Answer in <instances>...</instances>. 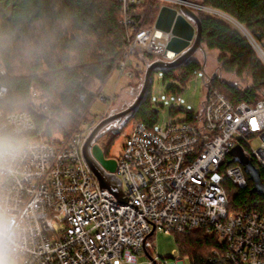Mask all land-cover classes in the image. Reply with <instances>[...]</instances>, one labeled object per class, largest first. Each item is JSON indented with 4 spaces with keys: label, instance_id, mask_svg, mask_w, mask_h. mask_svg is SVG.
<instances>
[{
    "label": "built area",
    "instance_id": "obj_1",
    "mask_svg": "<svg viewBox=\"0 0 264 264\" xmlns=\"http://www.w3.org/2000/svg\"><path fill=\"white\" fill-rule=\"evenodd\" d=\"M127 1L140 0H124L123 23L133 33L122 47L116 69L119 77L132 78L143 69L137 52L165 61L178 55L167 49L171 32L154 24L135 29ZM165 1L177 9L182 3ZM232 22L264 63V49L242 24ZM6 75L0 62V102L9 92L3 81ZM205 85L201 108L190 117L160 128L141 121L119 128L124 132L122 151L119 157L107 156L117 164L114 172H106L121 188L120 196L100 185L84 157V144L97 123L81 130L82 118L68 137L44 135L37 132L29 111L4 112L0 107V116L22 114L29 119L36 144L15 176L4 183L25 228L26 264H134L142 253L151 257L157 232L195 230L217 236L218 264H264V213L230 209L227 191L229 182L248 186L244 167L230 162L235 146L264 168V90L257 100L233 102L211 88L208 77ZM114 99L115 95L110 104ZM102 100L108 102L105 96ZM34 104L51 116L45 101ZM149 264H156L155 258Z\"/></svg>",
    "mask_w": 264,
    "mask_h": 264
},
{
    "label": "trees",
    "instance_id": "obj_2",
    "mask_svg": "<svg viewBox=\"0 0 264 264\" xmlns=\"http://www.w3.org/2000/svg\"><path fill=\"white\" fill-rule=\"evenodd\" d=\"M205 7L220 11L237 20L264 49V0H202ZM124 0H0V62L7 69L3 79L9 92L0 107L4 112L29 111L37 132L65 137L87 117L90 105L98 97L91 89L95 80L105 81L117 68L122 47L132 35L129 25L123 23ZM128 14L135 29L150 28L161 7L157 0H142L139 4L127 1ZM202 22V44L206 49L218 50V62L225 73L236 77L250 75V84L243 88L219 75L207 76L211 88H216L233 102L257 100L264 90V63L242 30L232 21L214 12L198 10ZM46 39L42 50L30 56L19 54V45L25 39ZM138 59L153 61L151 54L139 52ZM204 64L192 57L186 63L165 69V81H175L168 91L181 96L188 82ZM145 68V67H144ZM144 68L136 74L143 75ZM206 80V78H205ZM153 83V82H152ZM149 93L138 110L119 128L132 122H144L154 128L158 121ZM46 95L45 102L51 116L40 113L34 104L35 92ZM193 111L173 106L171 113ZM113 133V132H112ZM119 133H113L106 143L96 141L110 156V146ZM253 163L264 177V168ZM253 182L239 187L228 183L229 208L236 211L257 210L264 213V196L252 191ZM177 235L178 249L190 258L191 264H218L214 250L217 236L203 230Z\"/></svg>",
    "mask_w": 264,
    "mask_h": 264
},
{
    "label": "rangeland",
    "instance_id": "obj_3",
    "mask_svg": "<svg viewBox=\"0 0 264 264\" xmlns=\"http://www.w3.org/2000/svg\"><path fill=\"white\" fill-rule=\"evenodd\" d=\"M141 1L142 0L137 2V4H139ZM157 1H159L161 6L168 4V2L165 0ZM195 1L201 4L202 0ZM207 10L214 13L218 12L216 14L232 21L227 14L215 11L211 8H207ZM255 51L259 55L256 49ZM220 54L221 53L218 50H209L205 47L204 50H198L195 53V58L199 59L204 64L205 70H200L188 82L185 89L181 92V96L179 99H176V95L174 93L168 91L169 86L171 84H178L177 82L165 81L163 78V72L161 71H156L153 74V83L150 91V99L153 108L157 109L158 112V121L155 124L157 128L166 126L171 120H177L179 118L186 117V112L184 111H179L178 113H175L174 116L172 115L171 110L172 107L176 105V103L177 108L180 109H187L190 111L195 110L196 112L200 110L205 94L206 75L208 77L213 75H219L223 79H226L231 83L242 88L250 84V75L245 74L242 77H236L235 75H232L230 73L223 72L220 63L218 62V57ZM137 60H139L142 68L145 67L142 76L138 73L132 78H128L125 76L119 77L120 73L117 69H115L105 81H94L91 86V89L94 91L95 94H99V96L96 97V100H94V102L90 105L87 117L80 125L81 130H85L89 126H92L97 123L101 115L105 113L106 109H108V111H106V114L108 116L109 114L119 112L125 109L135 100L136 96L138 95L141 89L145 70L148 65L147 63H144L141 59L137 58ZM151 62L152 61H149L148 63ZM113 95H115V99L112 100V103L110 104V100L112 99ZM103 96L108 98V102L102 100ZM45 99L46 95L43 92L38 91L35 92L33 95L34 102H43L45 101ZM123 134L124 132H121L119 135L115 136L116 140L110 146V155L114 157H119L124 143ZM56 135L59 136V134ZM102 136L100 137V142H102L103 144L106 143L111 136H113V133L111 131H106ZM254 145H259V141L255 140ZM176 237L177 235L175 233H166L162 231L157 232L154 235L155 246L151 249V257L146 253H142L141 255H139L138 261L134 264H149L150 258H155L156 264H174L177 263L180 258L183 260V264H191L190 258L180 253Z\"/></svg>",
    "mask_w": 264,
    "mask_h": 264
},
{
    "label": "water",
    "instance_id": "obj_4",
    "mask_svg": "<svg viewBox=\"0 0 264 264\" xmlns=\"http://www.w3.org/2000/svg\"><path fill=\"white\" fill-rule=\"evenodd\" d=\"M202 6V4L194 0H182L179 9L166 4L161 6L154 26L159 30L171 32L172 37L167 44V49L175 52L178 56L172 61L154 60L149 63L145 70L141 89L135 100L125 109L109 114L99 120L84 144L83 153L89 168L99 180L100 185L109 188L117 196H120L121 188L115 181L110 179L106 172L115 171L116 159L107 158L103 148L96 140L107 124L114 120H120L121 126H123L138 110L146 100L153 74L156 71L176 68L194 57L198 50H204V45L202 44V22L198 15V9ZM230 18L233 20L232 17ZM113 133H119V128ZM230 154L232 156L230 162L240 163L253 182L252 191L264 196V182L261 178L260 169L244 153L240 145L235 146Z\"/></svg>",
    "mask_w": 264,
    "mask_h": 264
},
{
    "label": "clouds",
    "instance_id": "obj_5",
    "mask_svg": "<svg viewBox=\"0 0 264 264\" xmlns=\"http://www.w3.org/2000/svg\"><path fill=\"white\" fill-rule=\"evenodd\" d=\"M45 43V38L25 39L19 45V54L30 56L42 50ZM2 49L0 45V56ZM35 147L32 125L26 116H0V264H26L25 228L4 183L15 176Z\"/></svg>",
    "mask_w": 264,
    "mask_h": 264
},
{
    "label": "flooded vegetation",
    "instance_id": "obj_6",
    "mask_svg": "<svg viewBox=\"0 0 264 264\" xmlns=\"http://www.w3.org/2000/svg\"><path fill=\"white\" fill-rule=\"evenodd\" d=\"M115 113H116V112H115ZM112 114H114V113H112ZM120 123H121L120 120H114V121L110 122L109 124H107V125L103 128V130H102L101 133H100V136L104 135V133H105L106 131H111V132L115 131L116 129L119 128ZM102 137H103V136H102ZM97 142H98V141H97ZM98 143H99V142H98Z\"/></svg>",
    "mask_w": 264,
    "mask_h": 264
},
{
    "label": "snow or ice",
    "instance_id": "obj_7",
    "mask_svg": "<svg viewBox=\"0 0 264 264\" xmlns=\"http://www.w3.org/2000/svg\"><path fill=\"white\" fill-rule=\"evenodd\" d=\"M253 124L255 125V122H253Z\"/></svg>",
    "mask_w": 264,
    "mask_h": 264
},
{
    "label": "bare ground",
    "instance_id": "obj_8",
    "mask_svg": "<svg viewBox=\"0 0 264 264\" xmlns=\"http://www.w3.org/2000/svg\"><path fill=\"white\" fill-rule=\"evenodd\" d=\"M234 20V19H233Z\"/></svg>",
    "mask_w": 264,
    "mask_h": 264
},
{
    "label": "crops",
    "instance_id": "obj_9",
    "mask_svg": "<svg viewBox=\"0 0 264 264\" xmlns=\"http://www.w3.org/2000/svg\"><path fill=\"white\" fill-rule=\"evenodd\" d=\"M195 1V0H194Z\"/></svg>",
    "mask_w": 264,
    "mask_h": 264
}]
</instances>
